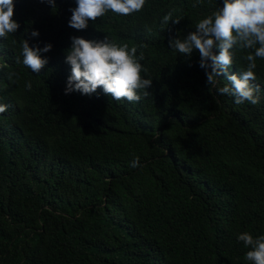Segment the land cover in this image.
Returning <instances> with one entry per match:
<instances>
[{
  "label": "trees",
  "instance_id": "trees-1",
  "mask_svg": "<svg viewBox=\"0 0 264 264\" xmlns=\"http://www.w3.org/2000/svg\"><path fill=\"white\" fill-rule=\"evenodd\" d=\"M14 3L20 27L0 37V264H251L237 235H264V59L251 82L259 102L237 105L209 90L198 51L168 45L223 0H146L83 31L68 26L75 0ZM169 12L178 25L162 26ZM74 36L143 52L150 95H65ZM24 39L53 46L39 74L22 63ZM248 51L233 49L218 87Z\"/></svg>",
  "mask_w": 264,
  "mask_h": 264
},
{
  "label": "clouds",
  "instance_id": "clouds-1",
  "mask_svg": "<svg viewBox=\"0 0 264 264\" xmlns=\"http://www.w3.org/2000/svg\"><path fill=\"white\" fill-rule=\"evenodd\" d=\"M55 9V0H41ZM76 7L70 8L72 13L68 26L83 31L89 21L95 22L111 12L117 16H129L144 9L146 0H75ZM14 0H0V37L14 34L20 25L14 19ZM179 24V18L173 19L172 12L165 15L162 26L169 23ZM31 38H38V31H28ZM172 52L191 57L194 50L199 53V67L204 70L206 84L216 88L219 94L234 98L237 105L248 102L257 104L260 100L258 85L251 83L256 80L255 69L257 59H264V0H223V7L200 19L195 30L186 37L172 38L168 41ZM52 45L46 44L31 47L28 39L21 45L22 63L32 73L39 74L48 64L43 53L52 51ZM233 49L249 50L244 57L246 69L239 75H229V81L218 87L219 77L228 72L234 64ZM137 48L128 44H117L108 36L102 41L86 40L82 37L71 38V48L67 50L65 63L70 65L71 74L66 82L65 95L80 93L91 97L102 89L104 95L116 102L126 100L129 103L140 102L147 98L148 89L152 86L151 79H145L146 73L140 61L144 60L143 52L137 57ZM218 51V54H217ZM16 63H21L20 56ZM12 75H9L11 80ZM31 83L26 88L31 90ZM139 93V94H138ZM7 105H0V113L7 111ZM139 157L130 162L131 168H139ZM243 242L246 252L245 260L251 264H264V235L254 238L249 232L237 235Z\"/></svg>",
  "mask_w": 264,
  "mask_h": 264
}]
</instances>
